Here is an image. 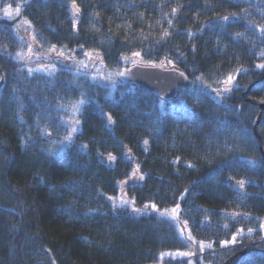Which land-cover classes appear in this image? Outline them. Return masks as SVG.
I'll return each mask as SVG.
<instances>
[{"label":"trees","instance_id":"trees-1","mask_svg":"<svg viewBox=\"0 0 264 264\" xmlns=\"http://www.w3.org/2000/svg\"><path fill=\"white\" fill-rule=\"evenodd\" d=\"M18 5L43 49L88 50L118 72L136 57L192 84L164 102L65 65L29 73L0 18V264H264V0H0V12ZM122 183L136 207L179 205L194 247L174 221L114 206Z\"/></svg>","mask_w":264,"mask_h":264},{"label":"rangeland","instance_id":"rangeland-1","mask_svg":"<svg viewBox=\"0 0 264 264\" xmlns=\"http://www.w3.org/2000/svg\"><path fill=\"white\" fill-rule=\"evenodd\" d=\"M15 10L16 8L3 10L2 12H0V18L10 19L12 21L16 34L25 45V50L20 52L21 56H23L24 59H20L19 57H17V55L15 56V59L23 66L32 69L33 71L50 73L54 71L58 67V65H65L77 72L86 74L87 76L91 77L93 81L99 84L108 87H114L117 83H119L117 80L118 66H107L103 62L102 57L97 53L84 49H43L38 46L35 41V33L33 28L25 19L20 16V12L19 14H17ZM74 11V13H76L79 18L78 11L76 9ZM6 13H11V15L9 16ZM29 46H31V51L29 49ZM85 52L90 53L92 59L86 57L84 55ZM60 53H63V55H60ZM81 62H83V66ZM93 77H95V79H93ZM223 87L224 84L218 90L221 95L226 93L222 91ZM77 115L78 111L72 109L69 116L64 120L65 124L70 129L72 138L76 135L80 128V123H75V121H79ZM73 127L76 129V131H72ZM132 176L136 177L137 174L134 173L132 174ZM125 186L126 183L120 184V193L116 197L109 199L114 204V206L125 207L129 209V211H131L134 215L139 216L155 213L166 219L174 221L179 227L180 234L183 239L187 242H190L191 247H194L192 239H189L190 234L187 225L179 218V208L175 216H173L171 211L172 209L168 211H158L152 206L136 207L124 193ZM180 256L181 255L179 254L172 255L173 258H179Z\"/></svg>","mask_w":264,"mask_h":264},{"label":"water","instance_id":"water-1","mask_svg":"<svg viewBox=\"0 0 264 264\" xmlns=\"http://www.w3.org/2000/svg\"><path fill=\"white\" fill-rule=\"evenodd\" d=\"M74 18H78L76 13ZM125 66L120 72H126V75L117 76L120 84L140 88L164 102L174 100L180 90H188L191 87L188 76L174 66L143 64L136 57L127 60ZM106 162L112 166V159L108 158Z\"/></svg>","mask_w":264,"mask_h":264},{"label":"snow or ice","instance_id":"snow-or-ice-1","mask_svg":"<svg viewBox=\"0 0 264 264\" xmlns=\"http://www.w3.org/2000/svg\"><path fill=\"white\" fill-rule=\"evenodd\" d=\"M74 6H75V5H74ZM20 10H21V7L18 5L15 11H16L17 14H19ZM77 11H79L78 8H77ZM172 11H173V13H175V12H176V9H173ZM6 14L9 15V16L11 15V13H6ZM233 15H236V14L234 13ZM223 19H224V20H228L229 17L225 16V17H223ZM169 23H171V21H169ZM262 31H264V29H262ZM164 35L167 36L168 33L166 32ZM237 35H240V34L237 33ZM54 48H55V46H53V49H54ZM29 49H30V51H31V46H29ZM60 55H63V53H60ZM84 55H85L86 57H89V59H92V56H91L90 53L85 52ZM133 55H134V56H139L140 53H133ZM17 57H19L20 59H24V57L21 56V54H20L19 52L17 53ZM81 64H82V66H83V62H81ZM256 67H257V68L264 69V64H257ZM239 71H241V70H240V69H237V72H239ZM31 72H32V69H29V73H31ZM117 75H119V76H124V75H126V72H119V73H117ZM235 78H236V77H235L234 75L229 74V75L227 76V78L223 81L224 87H223L222 91H224V92H228V91H230V90H231V89H230V86L233 84V81L235 80ZM0 79H2V78H0ZM93 79H95V77H93ZM218 94H219V93H218ZM82 103H84L83 100L79 101V102L77 103V106H74V110H75V111H78V110H79L78 105H79V104H82ZM108 119H109V121H111V117H110V116L108 117ZM75 123L78 124L79 121H75ZM72 131H76V129L73 127V128H72ZM64 139L70 141V140L72 139L71 132H70L69 135L66 136ZM61 143H63V141H61ZM145 143L147 144V141H145ZM109 159H114V157H111V155H110V156H109ZM140 179H143V177L141 176ZM237 183H238L239 187H240L241 189H243V187H244V185H245V181H244L243 179H241V180L237 181ZM109 199H112V197H109ZM154 207H155V205H153V208H154ZM178 208H179V205H177V208H174V209L171 210L173 216H175L176 212L178 211ZM233 215H236V214L234 213ZM260 227H261L262 230H264V223H261ZM248 232H249V233H252V232H253V229L249 228V229H248ZM242 234H243V230H242V229H241V230H238L237 233L234 234V235L232 236V239H231V240H224V241H221V242H220V243H221V246H228V245H235V244H237V243H238L237 236H238V235H242ZM189 239H192V237L189 236ZM193 243H195L194 240H193ZM207 246H208V247H211V244L209 243ZM204 247H205V242L201 241V242H200V250L203 251ZM179 255H182V256H183V255H191V253H179Z\"/></svg>","mask_w":264,"mask_h":264}]
</instances>
